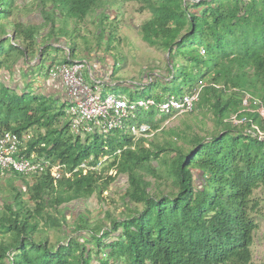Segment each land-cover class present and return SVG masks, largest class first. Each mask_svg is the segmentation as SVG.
Instances as JSON below:
<instances>
[{
    "label": "trees",
    "instance_id": "16d2710c",
    "mask_svg": "<svg viewBox=\"0 0 264 264\" xmlns=\"http://www.w3.org/2000/svg\"><path fill=\"white\" fill-rule=\"evenodd\" d=\"M121 1L151 12L141 26L143 40L169 52L168 77L159 75L149 97H179L203 86L188 114L210 116L215 128L207 135L191 128L172 131L175 140L149 145L126 130L76 135L66 120V102L59 108L54 96L32 92L27 83L19 91L0 79V136L7 131L24 136L35 128L22 154L73 172L58 180L44 173L33 182L12 172L26 184L29 198L12 185L15 193L0 215V264H251L259 227L254 215L261 209L254 193L264 187V138L254 126L264 132V116L253 101V111L245 110L244 98L250 94L264 105V0ZM32 2L52 37L57 21L83 22L115 0ZM101 14L100 20L110 19ZM13 24L14 42L21 45L0 50V70L10 72L21 57L36 54L42 30ZM0 32L9 33L1 20ZM104 34L102 29L99 35ZM159 87L163 94L154 96ZM143 112L137 120L153 131L169 119L155 120V109ZM233 114L247 122H230ZM105 156L99 174L75 171L85 160L97 163ZM121 175L127 176V216L112 218L106 210L111 219L106 224L102 217L93 221L86 210L73 226L68 222V205L103 195ZM163 184L172 190L163 192ZM50 229L62 234L54 244L46 234Z\"/></svg>",
    "mask_w": 264,
    "mask_h": 264
},
{
    "label": "rangeland",
    "instance_id": "374dc122",
    "mask_svg": "<svg viewBox=\"0 0 264 264\" xmlns=\"http://www.w3.org/2000/svg\"><path fill=\"white\" fill-rule=\"evenodd\" d=\"M28 0H0V17L1 22L6 24L8 29V35L3 36L0 32V50L3 47L6 50L11 48H18L20 44L17 39L14 42L13 35V22L23 21L28 23L27 16L29 13L38 14L40 9L36 4L30 3L33 7L26 9L24 6ZM108 1V0H107ZM106 2V0H105ZM29 4V5H30ZM30 5V6H31ZM141 4L138 2H124L121 0H115L114 4L103 6L99 11L92 12L83 22H77L70 20L68 22L67 30H57L56 34L65 40L64 45H57L51 43L48 46L46 53L41 62L40 68H37L36 56L31 55L28 58H20L18 63L12 66L11 72L3 68L0 70V79L7 85H11L18 88L21 91L26 83L28 89L32 88V92L43 93L46 95L54 96L59 100L58 107L60 108L64 104V94L58 83H55L49 79V75L46 70L52 62H62L67 59L68 50H73V59H84L81 53L89 52V59L93 62H99L105 71H111L114 69L115 64L117 73L114 75L110 72L106 73L108 77L104 85L103 94H119L125 95L128 98L138 99L147 98L151 95L152 89L155 87L153 83L157 81L159 75L167 76V62L169 61V52L161 46H151L143 40L141 26L151 17L149 10L140 11ZM12 10V14L9 17L8 12ZM31 11V12H30ZM100 13H104L110 16V19L103 18L100 20L98 16ZM31 23L41 25L44 23L43 18H33ZM58 22V21H57ZM62 21H59L61 23ZM43 25V24H42ZM62 28L65 27L61 23ZM103 29L104 35L101 36L100 31ZM49 29L42 26V32H46ZM62 33V34H60ZM43 35V34H42ZM42 35L40 39H42ZM108 35L110 41L108 42ZM3 38V39H2ZM79 44L80 52L76 51V44ZM77 44V45H78ZM21 45V44H20ZM37 55V54H36ZM88 56V55H87ZM31 67V68H30ZM32 67L36 68L32 71ZM116 75V76H115ZM89 72L86 71V78L88 79ZM114 81L117 84H110ZM28 83H31L29 85ZM154 96L163 94L161 87L154 90ZM146 113L148 110H144ZM139 112V111H138ZM137 112V116H138ZM155 120H160L163 115L156 113ZM67 120V119H66ZM137 120V117L135 118ZM191 128L190 132H197L201 135H207L215 128V123L210 116L199 115V117L193 114H181L177 115L167 122L162 121L161 127L155 131L154 135L149 138V142L153 144H164L166 141L176 138L172 131H184ZM38 131L34 128L26 136L27 141L33 134ZM175 140V139H174ZM179 144L181 140L177 141ZM26 143V142H25ZM108 162V161H107ZM107 162L103 164L106 166ZM102 167V168H103ZM12 173L13 171H8ZM110 174V172H109ZM107 172L104 173V176ZM5 176H0V215L1 210L6 201L12 199L13 192L12 187L22 188L24 192V198L28 199L29 196L26 193V184L23 182H14L13 186L3 185L6 182ZM27 181L34 180L33 177L27 176ZM16 181V180H15ZM18 184V185H17ZM127 185V176H119L117 181L111 186L109 191H106L101 196L94 195L88 199L85 204L73 203L66 208V215L68 222L73 226L75 220L80 212L89 211V216L94 221L96 218L102 217L105 219L106 224H110L111 219L106 218V210L111 213L112 218H123L129 214L127 205L124 202L125 190ZM157 184L152 187V192H156ZM163 192L172 190L171 185L163 184ZM254 197L261 200V209L254 215L259 227L255 232V243L253 246V260L251 264H263L264 263V187L257 189L254 193ZM103 199V200H102ZM138 208H142V204H138ZM46 234L49 236L52 244L58 242L62 234L55 230H47Z\"/></svg>",
    "mask_w": 264,
    "mask_h": 264
},
{
    "label": "built area",
    "instance_id": "2783aa9c",
    "mask_svg": "<svg viewBox=\"0 0 264 264\" xmlns=\"http://www.w3.org/2000/svg\"><path fill=\"white\" fill-rule=\"evenodd\" d=\"M87 70H90L92 76L91 66L85 60L53 64L49 69L51 78L63 83L71 100L66 108V117L72 133L76 135L86 136L96 132L106 135L116 130H126L134 140L149 139L155 131L150 124L135 120L139 110L155 109L171 119L177 115L191 113L201 98L203 86L182 96H168L162 100L156 97L133 99L114 93L105 95L103 94L104 84L100 81L89 82L86 78ZM252 101L258 106V112L264 116V105L250 94L244 98L245 110L253 111L249 106ZM229 121L241 125L247 122V118H240L238 114H233ZM254 128L257 129L260 138H264V132L257 126ZM26 135L20 136L18 133L7 131L0 136L1 175H6L8 171L30 177L50 173L55 180L72 175L73 172L67 171L63 164L51 165L45 158H38L36 154L32 157L23 155L25 142L28 141H25ZM107 159L108 157L105 156L97 163H94L93 158L87 159L75 171L99 174ZM110 174H114L113 169Z\"/></svg>",
    "mask_w": 264,
    "mask_h": 264
},
{
    "label": "crops",
    "instance_id": "0c3cea01",
    "mask_svg": "<svg viewBox=\"0 0 264 264\" xmlns=\"http://www.w3.org/2000/svg\"><path fill=\"white\" fill-rule=\"evenodd\" d=\"M30 3H32V0H28V1H26V3L25 4H28V5H26V6H24V8H26V9H31L33 6V4L31 5ZM31 6H30V5ZM31 12V11H30ZM43 18L42 17V13H41V11H39V13L38 14H35V13H29L28 14V16H27V19H28V23H26V22H23V21H21L20 20V22H22V23H24V24H26L27 26H29V25H35V26H43L42 24L41 25H36V24H34V23H31L32 21L31 20H33V18ZM61 23H63L64 24V22H61ZM61 23H59V21L57 22V25H56V27H55V29H54V32H55V34L51 37V36H49L50 35V29L48 28V27H46V26H44V27H46L47 29H49L48 31H47V33L46 32H42V30H41V35H42V39H40V37H41V35H39V38H38V44H37V47H36V51H35V53L37 54H35V56H36V61H38L39 60V62L37 63V68L39 69L40 68V66H38V65H40L41 64V62H42V60H43V57H44V55H45V53H46V50H47V48H48V46H50V45H52L51 43H56L57 45H62V46H65L64 45V43H65V40L64 39H62V38H65V37H63V35H61V37L60 36H58L57 34H56V32H57V30L58 29H60L59 30V32L61 31V30H64V28L66 27V29L65 30H67V27H68V25L66 26L65 24V27L64 28H62V26H61ZM2 34V33H1ZM60 34H62V33H60ZM3 35V34H2ZM78 44V43H77ZM76 44V51L78 52V53H81L79 50H80V46H79V44L77 45ZM42 51L44 52V53H42ZM73 53H74V51H72V49L71 50H68V55H67V59L65 60V61H62V62H52V63H50L49 65H48V67H47V70H46V72H47V74L49 75V79L51 80V81H53V82H55V83H58L59 85H60V88H61V90H62V92H63V94H64V101L66 102V108L69 106V104H70V102H71V100L69 99V97H68V95H67V91H66V89H65V87L63 86V83L60 81V80H58V79H53V78H51V76H50V74H49V69H50V67L53 65V64H58V63H68V62H72V61H77V60H85V61H87L88 63H89V65L91 66V71H92V76L90 75V70H88V72H89V76H88V81L89 82H91V83H94L95 81H100V82H102L104 85H108V83H106L107 81H106V79L108 78L107 76H106V73H109L110 72V74L112 73L113 75L115 74V73H117V70H116V64H115V67H114V69L113 70H111V71H105V69H104V67H102V65L99 63V62H93L92 60H90L89 58V52H86V54L85 53H81V55H83V56H85L84 57V59H73L72 57V55H73ZM30 55H26V58H28V56H30L31 57V53H29ZM88 55V56H87ZM32 56H33V54H32ZM22 58V57H21ZM25 58V57H24ZM20 60V59H19ZM19 60H18V62H19ZM17 62V63H18ZM31 68V67H30ZM33 68L34 67H32V71H33ZM36 68H34V70H35ZM6 70H8V69H6ZM116 76V75H115ZM118 82H116V81H114L113 83H110V84H117ZM51 96V95H50ZM0 176H2L1 175V173H0ZM5 176V178L7 179L6 180V182L3 184V185H6V186H8V185H10V183H12L11 185H13L14 184V182H23L22 181V179H20V178H15V177H13V174L12 173H9V172H7L6 173V175H4ZM34 178V177H33ZM27 179V178H26ZM16 180V181H15ZM30 182H33V180L32 181H30ZM18 185V184H17Z\"/></svg>",
    "mask_w": 264,
    "mask_h": 264
}]
</instances>
